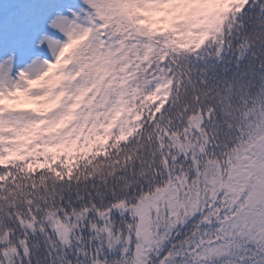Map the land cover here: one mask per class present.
Masks as SVG:
<instances>
[{
  "label": "snow or ice",
  "instance_id": "1",
  "mask_svg": "<svg viewBox=\"0 0 264 264\" xmlns=\"http://www.w3.org/2000/svg\"><path fill=\"white\" fill-rule=\"evenodd\" d=\"M0 264H264V0L0 17Z\"/></svg>",
  "mask_w": 264,
  "mask_h": 264
},
{
  "label": "rangeland",
  "instance_id": "2",
  "mask_svg": "<svg viewBox=\"0 0 264 264\" xmlns=\"http://www.w3.org/2000/svg\"><path fill=\"white\" fill-rule=\"evenodd\" d=\"M22 2L23 0H0V17H6L10 10Z\"/></svg>",
  "mask_w": 264,
  "mask_h": 264
},
{
  "label": "clouds",
  "instance_id": "3",
  "mask_svg": "<svg viewBox=\"0 0 264 264\" xmlns=\"http://www.w3.org/2000/svg\"><path fill=\"white\" fill-rule=\"evenodd\" d=\"M37 72H44V68L41 67L40 69L37 70ZM49 76L53 75L51 72L48 73ZM82 115V113L77 112L75 109H71L69 110L68 114L65 116V123H67L68 121L74 119L75 117Z\"/></svg>",
  "mask_w": 264,
  "mask_h": 264
},
{
  "label": "trees",
  "instance_id": "4",
  "mask_svg": "<svg viewBox=\"0 0 264 264\" xmlns=\"http://www.w3.org/2000/svg\"><path fill=\"white\" fill-rule=\"evenodd\" d=\"M15 2V1H14Z\"/></svg>",
  "mask_w": 264,
  "mask_h": 264
}]
</instances>
